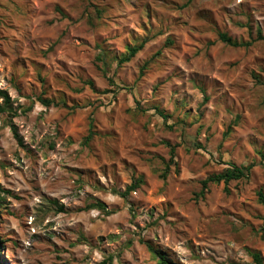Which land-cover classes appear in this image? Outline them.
I'll use <instances>...</instances> for the list:
<instances>
[{
    "label": "rangeland",
    "instance_id": "1",
    "mask_svg": "<svg viewBox=\"0 0 264 264\" xmlns=\"http://www.w3.org/2000/svg\"><path fill=\"white\" fill-rule=\"evenodd\" d=\"M0 89V264H264V0H0Z\"/></svg>",
    "mask_w": 264,
    "mask_h": 264
},
{
    "label": "trees",
    "instance_id": "2",
    "mask_svg": "<svg viewBox=\"0 0 264 264\" xmlns=\"http://www.w3.org/2000/svg\"><path fill=\"white\" fill-rule=\"evenodd\" d=\"M258 33H259L258 39H262L263 35L261 33V30H259ZM219 39L225 42L226 44L235 46V47L249 46L252 43L251 41L236 40L233 37H231L227 32H223V31L219 32ZM145 43L146 41L143 40L139 42L138 44L128 45L127 51L122 56H120L118 59L119 65L130 61L144 47ZM111 81L114 82V80H111ZM87 83L91 87L94 86V82L92 80H88ZM0 97L3 99V102L0 103V114L5 113V112L12 113L13 112V107H12L13 99L10 96V94L6 90L0 89ZM39 100L46 106H49L55 103L52 99H49V98L40 97ZM207 100H208V96H205L204 101H207ZM155 109L157 113L160 114L165 119L169 117V114L164 112V110H162L160 107L156 106ZM92 126H93V120L91 122V127ZM12 129L17 139L22 143V139L19 136V133L15 125H12ZM92 135L93 133H91L87 137V139H90ZM167 145L170 147V160L169 162L166 163V166L161 173L162 178H167L170 172V169H171V164L177 166V161L175 159L176 147L168 142H167ZM250 169H251V165L239 166L234 163H230V166L227 167L223 172L210 175L202 181L203 188L201 190V195H204L205 190L208 188V185L210 182L220 183L223 181L225 184H228L231 180L247 177L250 173ZM143 182H144V179L143 177L140 176L136 178L131 184H129L125 190L123 191H119L116 189H113V190L114 192L118 193L120 196L127 198L133 191L139 188L143 184ZM3 191L7 193H11L9 190L3 189ZM258 196H259L260 202L264 204V192L260 190L258 192ZM53 202L57 205L58 211H64V206L62 204H59L56 200H54ZM89 208H98L100 210L109 212V210L107 209L106 203L100 200H97L93 203L86 205L83 209H89ZM263 221H264V216H263ZM3 243H4L3 240L0 239V257H1V252L3 251ZM146 243H147L148 249L158 258L159 264H175V262L170 257H168L164 251H162L159 248H156L150 242H146ZM253 257L255 261L257 262V264H263L262 257L258 252H253ZM99 264H113L112 257L102 260Z\"/></svg>",
    "mask_w": 264,
    "mask_h": 264
}]
</instances>
